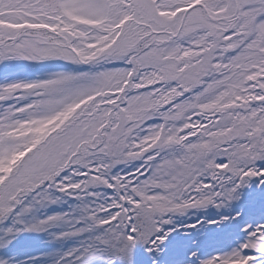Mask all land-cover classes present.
<instances>
[{
  "label": "snow or ice",
  "instance_id": "1",
  "mask_svg": "<svg viewBox=\"0 0 264 264\" xmlns=\"http://www.w3.org/2000/svg\"><path fill=\"white\" fill-rule=\"evenodd\" d=\"M0 264H264V0H0Z\"/></svg>",
  "mask_w": 264,
  "mask_h": 264
}]
</instances>
